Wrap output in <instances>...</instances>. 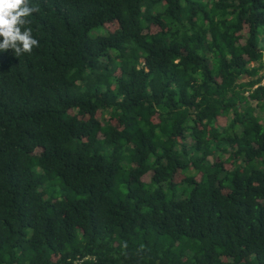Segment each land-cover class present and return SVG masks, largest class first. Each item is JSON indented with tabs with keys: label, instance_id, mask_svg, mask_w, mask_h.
<instances>
[{
	"label": "trees",
	"instance_id": "trees-1",
	"mask_svg": "<svg viewBox=\"0 0 264 264\" xmlns=\"http://www.w3.org/2000/svg\"><path fill=\"white\" fill-rule=\"evenodd\" d=\"M30 4L39 46L0 51V264H264V0Z\"/></svg>",
	"mask_w": 264,
	"mask_h": 264
},
{
	"label": "clouds",
	"instance_id": "clouds-1",
	"mask_svg": "<svg viewBox=\"0 0 264 264\" xmlns=\"http://www.w3.org/2000/svg\"><path fill=\"white\" fill-rule=\"evenodd\" d=\"M37 11L30 0H0V51L11 49L19 57L39 46L31 27L27 26L28 18Z\"/></svg>",
	"mask_w": 264,
	"mask_h": 264
},
{
	"label": "rangeland",
	"instance_id": "rangeland-1",
	"mask_svg": "<svg viewBox=\"0 0 264 264\" xmlns=\"http://www.w3.org/2000/svg\"><path fill=\"white\" fill-rule=\"evenodd\" d=\"M92 34H105V32H104V30L103 29H96L95 31H93V33ZM259 114L261 115H263V113H261V112H259ZM151 179H152V174H148V175H146L145 177H144V181L145 182H147V183H149L150 181H151Z\"/></svg>",
	"mask_w": 264,
	"mask_h": 264
},
{
	"label": "built area",
	"instance_id": "built-area-1",
	"mask_svg": "<svg viewBox=\"0 0 264 264\" xmlns=\"http://www.w3.org/2000/svg\"><path fill=\"white\" fill-rule=\"evenodd\" d=\"M263 85H264V82H263Z\"/></svg>",
	"mask_w": 264,
	"mask_h": 264
}]
</instances>
